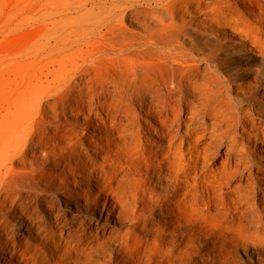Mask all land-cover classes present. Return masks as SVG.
Returning <instances> with one entry per match:
<instances>
[{
	"label": "bare ground",
	"instance_id": "1",
	"mask_svg": "<svg viewBox=\"0 0 264 264\" xmlns=\"http://www.w3.org/2000/svg\"><path fill=\"white\" fill-rule=\"evenodd\" d=\"M196 13L215 41L165 34L161 81L128 68L23 86L0 264H264V177L247 148L264 149V0ZM127 57L109 42L90 67Z\"/></svg>",
	"mask_w": 264,
	"mask_h": 264
},
{
	"label": "rangeland",
	"instance_id": "2",
	"mask_svg": "<svg viewBox=\"0 0 264 264\" xmlns=\"http://www.w3.org/2000/svg\"><path fill=\"white\" fill-rule=\"evenodd\" d=\"M235 1L0 0V181L5 169L18 173L24 169L12 163L18 159L11 156L17 145L11 133L18 125V106L29 103L21 96L28 92L23 91L24 85L78 81L82 74L101 80L122 75L128 68L161 81L174 73L161 60V37L182 34L190 38L202 31L206 43H213L216 33L205 32L192 22L196 11L207 14L212 7ZM238 9L247 18L240 5ZM247 11L257 13L258 7L249 6ZM109 42L126 49L128 57L91 68V59ZM260 98L257 107L264 106ZM45 103L52 105V100L45 97ZM247 144L262 166V174H257L264 177V149L258 151L259 145Z\"/></svg>",
	"mask_w": 264,
	"mask_h": 264
}]
</instances>
